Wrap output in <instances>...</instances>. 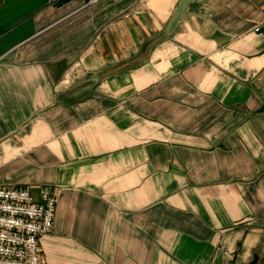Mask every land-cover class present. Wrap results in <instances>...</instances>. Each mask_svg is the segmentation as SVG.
Returning <instances> with one entry per match:
<instances>
[{"label":"crops","instance_id":"0c3cea01","mask_svg":"<svg viewBox=\"0 0 264 264\" xmlns=\"http://www.w3.org/2000/svg\"><path fill=\"white\" fill-rule=\"evenodd\" d=\"M0 185L51 264H264V0H0Z\"/></svg>","mask_w":264,"mask_h":264},{"label":"built area","instance_id":"2783aa9c","mask_svg":"<svg viewBox=\"0 0 264 264\" xmlns=\"http://www.w3.org/2000/svg\"><path fill=\"white\" fill-rule=\"evenodd\" d=\"M57 202L46 186L36 200L27 188L0 185V264H51L41 237L53 228Z\"/></svg>","mask_w":264,"mask_h":264},{"label":"water","instance_id":"95a60500","mask_svg":"<svg viewBox=\"0 0 264 264\" xmlns=\"http://www.w3.org/2000/svg\"><path fill=\"white\" fill-rule=\"evenodd\" d=\"M69 0H58V4H62L63 2H68ZM258 260H259V255L257 253H255L253 259L247 263V264H258ZM219 264H223L221 262V257L219 258ZM246 264V263H244Z\"/></svg>","mask_w":264,"mask_h":264}]
</instances>
